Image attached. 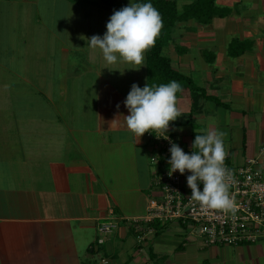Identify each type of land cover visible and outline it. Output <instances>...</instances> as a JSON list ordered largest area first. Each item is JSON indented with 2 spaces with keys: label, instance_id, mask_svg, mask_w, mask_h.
Wrapping results in <instances>:
<instances>
[{
  "label": "crops",
  "instance_id": "1",
  "mask_svg": "<svg viewBox=\"0 0 264 264\" xmlns=\"http://www.w3.org/2000/svg\"><path fill=\"white\" fill-rule=\"evenodd\" d=\"M243 3H235L243 6L238 17L234 9L208 25L189 20L167 46L176 69L203 72L202 85L196 84L202 95L177 96L182 114L170 124L180 129L170 133L191 146L188 118L204 134L222 132L227 161L237 165L264 144V18L252 12L264 9V0ZM103 4L104 27L100 21L94 33L101 37L114 12ZM41 15L40 32L60 39L59 49L48 50L39 30L29 45L0 44V56L9 54L0 60V264H92L101 248L98 224L112 214L117 227L103 243L102 264H264V242L206 246L169 223L137 242L130 220L146 214L155 144L146 133L138 141L127 130L123 101L133 83L146 85V63L138 70L107 65L99 49L85 45L83 22L54 27ZM234 38L251 40L252 47L232 57ZM23 84L34 93L24 94Z\"/></svg>",
  "mask_w": 264,
  "mask_h": 264
},
{
  "label": "clouds",
  "instance_id": "2",
  "mask_svg": "<svg viewBox=\"0 0 264 264\" xmlns=\"http://www.w3.org/2000/svg\"><path fill=\"white\" fill-rule=\"evenodd\" d=\"M163 27L162 16L151 3H130L114 10L101 37L88 38L92 49H99L107 65L126 63L130 69L144 66L145 53L155 46ZM107 67V66H106ZM109 68V67H107ZM123 72V71H121ZM181 84L172 80L159 85L146 84L143 88L136 83L131 85L124 106L127 130L139 139L145 133H155L157 138L168 139L166 133L170 122H174L182 112L177 107V93ZM119 108V104L117 105ZM224 133L209 130L206 134H196L190 154L178 144L172 143L169 149V175L179 171L187 176V186L191 189L189 199L198 203L202 209L235 212L229 196V171L224 162L227 152L224 147ZM203 184L201 190L199 185Z\"/></svg>",
  "mask_w": 264,
  "mask_h": 264
},
{
  "label": "built area",
  "instance_id": "3",
  "mask_svg": "<svg viewBox=\"0 0 264 264\" xmlns=\"http://www.w3.org/2000/svg\"><path fill=\"white\" fill-rule=\"evenodd\" d=\"M155 144L150 161L157 165L153 172L151 193L148 198L146 214L130 220L136 231L137 242L145 243L153 238L158 229L151 225L178 222L184 227L188 238L202 240L206 246H230L264 242V144L257 156L242 164L224 165L229 171V196L235 212L202 209L189 197L191 189L187 186L190 172L179 171L169 175L171 144H178L186 153L194 149L177 141L167 131L168 139L157 138L155 133H146ZM203 189V184L199 185ZM117 227V217L112 214L98 224L97 243L103 244ZM105 262V261H104Z\"/></svg>",
  "mask_w": 264,
  "mask_h": 264
},
{
  "label": "rangeland",
  "instance_id": "4",
  "mask_svg": "<svg viewBox=\"0 0 264 264\" xmlns=\"http://www.w3.org/2000/svg\"><path fill=\"white\" fill-rule=\"evenodd\" d=\"M191 1L193 0H177L180 9H182V6L184 4L190 3ZM237 1L239 0H218V4L225 3V4H228L229 6L233 5L235 9V3ZM251 1L254 2L256 0H244L243 4H245V6H250ZM119 2L121 5L126 6V5H129L130 3H137V0H119ZM103 5L104 4L102 3L101 0H0V33H1L0 34V44L1 46L3 45L10 46V45L16 44L21 47L22 45H25V41H26V43L29 45L31 36L33 35V38L37 36L36 31L39 30V26L37 25L38 24L37 22H41L39 16H42L41 14H44L43 16H46V18L45 17L43 18L42 23L53 25L54 27H58V25L65 26L64 23L69 24V25H74V24L76 25L78 20L83 22L81 25V28H84V31H83L84 32L83 33L84 43L85 45H88L87 43L88 38L92 36V31H93V35L95 31L96 32L99 31L101 27L100 21L102 19V16L103 14H106L108 12V9L104 8ZM239 7L240 8L235 9V12H234L235 15L233 17H238L237 15L238 11L242 12L243 6L239 5ZM248 12H249V9H248ZM252 12L256 13L259 16V18L260 17L264 18L263 8L261 10L257 9L256 12L255 11H252ZM78 15H81V16H78ZM93 16H97V18ZM98 16L100 17L98 18ZM86 18H87V21L89 22L91 19H94V21L92 23H89V22L85 23L84 20ZM104 21L105 20L101 21L102 27H104V24H103ZM192 21L194 22V20ZM187 24H188V21H182L175 28L174 30L175 37L173 36V38L175 39L176 42L178 41L176 38L180 37L179 34L184 31V28H185L184 26H188ZM180 27L182 28V31L180 30ZM75 28L78 30L77 26H75ZM40 31L41 30H39L40 34L42 35L44 34V38L49 39L48 41H49L50 46L48 50L54 51L56 49H59L57 46H55V44L59 46L61 44L60 39L54 38L55 40V43H54V40L50 36V31L49 32H40ZM259 34L261 35L264 34V31H261ZM69 35L71 36L70 33H67V36ZM231 38L232 36L226 37V42H227V39H229L230 41ZM176 45L177 43L174 44V46ZM164 54L169 55L168 47L164 49ZM5 55H6V61H8L9 54H5ZM5 55L1 54L0 60L3 61L5 58ZM17 55H16V59H17L16 63H19V59ZM12 61L14 60L12 59ZM197 62H198L197 65H201L202 62L204 61L201 57L199 58L198 56ZM126 70H123L122 74L128 77V73ZM188 73H189L188 75L193 78V81L195 84L202 85L203 72L201 69H196V70H193L192 72L189 71ZM22 91L24 94H30L32 92L34 93V91L30 90L29 86H26V84H23ZM187 92H189L188 87L187 86L182 87V91L178 92V95L188 94ZM38 106H40V104ZM187 121H192V120L188 118ZM184 125H186V123ZM188 128L190 129V126L187 125V129ZM177 129H180V128H177L173 124H170L168 131L169 132L173 131L175 133ZM156 167L157 165L150 164L152 173L154 172ZM170 224H171L170 228H175L177 226L179 229L182 228L183 234L187 233L185 228L180 226L178 222L175 221ZM174 234L175 233L173 232H165L163 235L173 236ZM97 246L101 247L100 252L96 251L94 253V256L91 257L90 261L92 264H102V258H103L102 250H103L104 244L103 245L97 244Z\"/></svg>",
  "mask_w": 264,
  "mask_h": 264
},
{
  "label": "trees",
  "instance_id": "5",
  "mask_svg": "<svg viewBox=\"0 0 264 264\" xmlns=\"http://www.w3.org/2000/svg\"><path fill=\"white\" fill-rule=\"evenodd\" d=\"M111 6L114 10H119L123 5L119 0H101ZM137 3H151L161 14L163 27L160 35L156 39L155 46L145 53L146 63V84L159 85L169 83L172 80L178 81L182 87H188L195 98L196 94L202 95V88L196 85L193 78L176 69L172 64V59L164 54V49L171 43L176 25L182 21L194 20L201 25H208L216 17H226L233 13L234 8L230 6H220L217 0H193L179 8L177 0H137ZM127 6V5H126ZM252 47V41L234 38L228 45V54L236 57ZM178 96V93L176 94ZM216 103H220L218 98H214ZM192 132V143L195 135H203L199 126L190 121ZM157 229L161 228L159 221L151 223ZM158 233V231H157Z\"/></svg>",
  "mask_w": 264,
  "mask_h": 264
}]
</instances>
